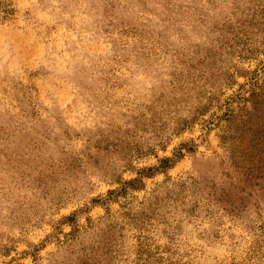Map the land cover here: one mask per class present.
<instances>
[{
  "label": "rangeland",
  "instance_id": "1",
  "mask_svg": "<svg viewBox=\"0 0 264 264\" xmlns=\"http://www.w3.org/2000/svg\"><path fill=\"white\" fill-rule=\"evenodd\" d=\"M0 264H264V0H0Z\"/></svg>",
  "mask_w": 264,
  "mask_h": 264
}]
</instances>
